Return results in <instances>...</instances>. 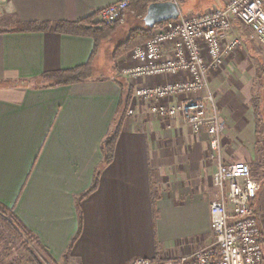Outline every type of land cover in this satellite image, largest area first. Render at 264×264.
<instances>
[{
    "label": "crops",
    "instance_id": "crops-1",
    "mask_svg": "<svg viewBox=\"0 0 264 264\" xmlns=\"http://www.w3.org/2000/svg\"><path fill=\"white\" fill-rule=\"evenodd\" d=\"M119 1L9 0L0 5V29L7 30L0 33V207L58 264L176 259L212 240L209 205L216 199L212 176L217 160L210 156L204 128L194 133L179 117L161 120L147 105L131 100L133 113L124 117L112 162L102 166L100 147L119 118L123 91L182 76L133 82L121 70L134 63L103 75L94 72L96 59L84 82L50 86L40 83L41 77L83 66L93 40L10 32L19 23H70L95 15L97 21L102 9ZM226 1L194 0L196 13L224 8ZM130 18L124 39L140 26V20ZM125 22L124 17L99 53L103 43L121 34ZM244 45L208 74L209 91L224 121L223 164L245 162L261 183L254 205L264 242V50L246 39ZM212 108L208 104V111ZM95 171L98 187L85 195ZM79 215L81 232L73 243ZM4 227L0 223V233Z\"/></svg>",
    "mask_w": 264,
    "mask_h": 264
},
{
    "label": "built area",
    "instance_id": "built-area-1",
    "mask_svg": "<svg viewBox=\"0 0 264 264\" xmlns=\"http://www.w3.org/2000/svg\"><path fill=\"white\" fill-rule=\"evenodd\" d=\"M8 1L0 0V5ZM164 1L178 5L185 0ZM128 5V0L108 5L97 19L107 25L116 22ZM234 20L264 43V0H228L221 9L180 13L175 20L161 22L152 28L149 40L126 55L134 65L121 71L130 81L182 76L172 82L136 87L132 102L147 105L161 120L179 117L194 133L204 128L209 135L210 156L217 160L212 176L216 199L209 205L212 240L176 259L139 258L130 264H264L262 230L254 205L261 183L251 177L247 163L223 164L224 121L209 91L208 74L221 68L228 53L242 47L238 37L228 38ZM208 104L213 106L211 111ZM132 113L133 109L127 112Z\"/></svg>",
    "mask_w": 264,
    "mask_h": 264
},
{
    "label": "trees",
    "instance_id": "trees-1",
    "mask_svg": "<svg viewBox=\"0 0 264 264\" xmlns=\"http://www.w3.org/2000/svg\"><path fill=\"white\" fill-rule=\"evenodd\" d=\"M158 1L164 0H130V4L128 5L130 9L131 15L140 20L142 22V26H136L131 29L127 35V37L114 48L111 54L112 59H119L122 55L128 53L134 47L139 46L149 40L152 36V28H145L143 24V17L145 16L146 10L150 3H157ZM128 10V9H127ZM127 10L120 16L118 21L113 22L111 24H105L101 21H94L95 16L82 19V21L77 22H57V23H49V22H31V23H19L14 29L10 30V32H24V33H32V32H52V33H60L66 35H75V36H87L93 40L94 50L88 59L89 61L85 63L83 66H79L77 68H73L72 70H65L59 72H47L44 74L40 80H44L46 84L50 86H70L72 84H78L84 82L87 78L91 77V70L94 61L96 60V56L101 48L100 44L107 40L113 32L116 30L117 26L122 21V17L125 15ZM160 24V23H158ZM6 31L0 29V33H6ZM133 91L128 88L123 91V99L119 105L121 109V113L119 118L115 121V127L111 134L103 141L101 144V153L103 157L102 166L108 165L112 162L113 153L115 150V143L119 137V133L121 131L122 123L124 117L127 114L129 104L133 98ZM257 115V110H255V116ZM257 125H259V121H257ZM95 176L92 181L91 187L89 191L85 194L93 192L97 189V183L99 179V171H95ZM85 197V196H82ZM0 223L9 228L10 233L19 240L21 245L25 248L26 251L29 252L30 243H35L39 248V244L37 239H35L29 231H26L24 227H22L15 217H13L4 207H0ZM79 229L74 237L73 243L79 238V234L81 232V215H79ZM72 245V244H71ZM41 249V248H40ZM43 250V249H42ZM45 252V251H44ZM45 260L48 264H58L47 255ZM35 264H39L36 259H33ZM61 264H68L66 260Z\"/></svg>",
    "mask_w": 264,
    "mask_h": 264
},
{
    "label": "rangeland",
    "instance_id": "rangeland-1",
    "mask_svg": "<svg viewBox=\"0 0 264 264\" xmlns=\"http://www.w3.org/2000/svg\"><path fill=\"white\" fill-rule=\"evenodd\" d=\"M228 1V0H227ZM226 1V2H227ZM179 11L180 13H195L198 11L197 4H195L194 0H185L182 3H179ZM131 13L130 9L128 8L125 15L122 17V19L125 17L126 22L121 27V31L112 38V40L103 43L100 57H97L98 62L95 66L94 72H101L103 75H108L110 73L115 74V70L120 71L122 66H131L133 63L129 61L126 58V54L122 55L119 59H112L111 54L117 45H119L124 37L125 32L127 29H130L131 24L133 23V20L130 18ZM97 19V18H96ZM98 20V19H97ZM142 26V22L139 24ZM232 30H234L233 35L236 37H239L240 40H242L243 45L242 49L244 50L246 47L244 45V39L247 41L249 40L252 44V47L254 49H262L264 50V44H258V40L255 39L250 29L247 27H242L239 23L234 22L232 25ZM100 51V50H99ZM97 54V55H98ZM123 59V62L119 63L118 60ZM124 68V67H123ZM40 83L46 84L44 80H39ZM260 79H256L255 85L256 87L261 86ZM130 89L133 91L135 88L130 87ZM133 103L129 104L132 105ZM5 228V227H4ZM5 232L0 233V264H35L33 259H36L39 264H48L45 260L46 254L45 252L40 249L35 243H30L29 245V252L25 250V248L21 245L19 240L14 238V236L10 233V231L5 228L3 229ZM9 231V232H8Z\"/></svg>",
    "mask_w": 264,
    "mask_h": 264
},
{
    "label": "water",
    "instance_id": "water-1",
    "mask_svg": "<svg viewBox=\"0 0 264 264\" xmlns=\"http://www.w3.org/2000/svg\"><path fill=\"white\" fill-rule=\"evenodd\" d=\"M179 14V6L173 2L150 3L143 17V24L145 28H153L158 23L177 19Z\"/></svg>",
    "mask_w": 264,
    "mask_h": 264
}]
</instances>
